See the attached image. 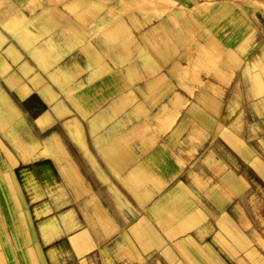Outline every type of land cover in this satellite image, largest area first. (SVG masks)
<instances>
[{"label": "crops", "instance_id": "0c3cea01", "mask_svg": "<svg viewBox=\"0 0 264 264\" xmlns=\"http://www.w3.org/2000/svg\"><path fill=\"white\" fill-rule=\"evenodd\" d=\"M23 17L37 23L27 50ZM9 102L20 127H0V228L15 243L0 248L22 244L24 264L46 206L37 180L45 218L95 197L126 264H264V0H0ZM61 147L79 198L50 157Z\"/></svg>", "mask_w": 264, "mask_h": 264}, {"label": "rangeland", "instance_id": "374dc122", "mask_svg": "<svg viewBox=\"0 0 264 264\" xmlns=\"http://www.w3.org/2000/svg\"><path fill=\"white\" fill-rule=\"evenodd\" d=\"M207 1L217 2L219 0ZM19 22L20 23L16 22L14 24L13 31L20 33L19 42L26 50L28 48H33V45L37 44L36 20L23 17ZM31 56L37 61V54H35V52ZM18 57L19 59L21 58L20 55H18ZM14 113H17V115ZM18 118L19 116L15 109V104L12 102L0 103V127L6 125L3 126L4 130H11V132L14 130L16 133L20 127V120L18 121ZM20 130L26 131V128L24 127ZM13 139L14 142L11 141V143L14 145V148L17 149V137L14 136ZM50 157L58 161L65 177L71 182H75L72 176H69L66 161L60 152L57 151ZM28 160L29 157L27 156L25 161ZM26 177L28 178V183L33 185L32 173L27 172ZM46 186L52 187L47 181ZM75 186L77 192L79 191L77 194L79 198L82 190L79 189L77 183H75ZM43 195L44 194L41 193L39 181L37 180V207L39 208L42 206L43 202H46L45 208L37 209V215L39 216H37V264H103L104 258L111 260L112 264H126L119 261L117 257L119 255V258L122 259L123 256H128V251L120 247L119 253L117 252L116 254L115 252L120 236L117 235L107 241L106 239L110 238L111 235L104 231V224L98 222L95 215H93L94 208L95 214L99 216L96 213L97 199L95 197L92 200L79 198L75 201H71L74 204H69L60 208L58 213H56L57 217L45 218L49 216L51 209L49 207V201H40ZM2 230L0 228V239L4 237L6 240L10 241L11 244L15 243L12 227L7 229V226H2ZM86 243L92 244L93 246H82ZM21 246L23 245L20 244L18 247H1L0 264H24L21 258ZM104 249L109 251V253L111 252V256L105 253ZM100 251L102 253L104 252L106 255H102V260ZM24 254L27 255V257L30 256L27 250H25Z\"/></svg>", "mask_w": 264, "mask_h": 264}, {"label": "bare ground", "instance_id": "6f19581e", "mask_svg": "<svg viewBox=\"0 0 264 264\" xmlns=\"http://www.w3.org/2000/svg\"><path fill=\"white\" fill-rule=\"evenodd\" d=\"M27 91V90H26ZM28 92V91H27ZM3 130V129H2ZM60 150H61V154H62V156L64 157V159H65V161H66V164H67V168H68V174H69V176H72V179L73 180H75V182L77 183V185H78V187H79V189H81V183H82V179H81V176H80V174H79V172H78V170H77V168L75 167V166H73V163L70 161V157H69V155L67 154V152L64 150V148L63 147H61L60 148ZM45 154L46 155H51L48 151H46L45 152ZM26 159V158H25ZM79 182H80V184H79ZM30 184V183H29ZM39 198V197H38ZM102 208H100V207H98L97 206V209H96V213L99 215V216H101L102 217V219H100L101 221L100 222H102L103 224L105 223V227L104 228H106V230L109 232V230L107 229V225H110V224H108V223H110L109 222V218L105 215L106 214V212L105 211H103L102 212V210H101ZM50 211V210H49ZM104 212H105V214H104ZM48 213V212H47ZM103 213V214H102ZM46 214V213H45ZM105 215V216H104ZM38 216V215H37ZM39 217V216H38ZM50 228V227H49ZM109 228V227H108ZM47 229V228H46ZM105 230V231H106ZM110 231H112V230H110ZM112 233H113V231H112ZM112 233H108L109 235H111Z\"/></svg>", "mask_w": 264, "mask_h": 264}]
</instances>
